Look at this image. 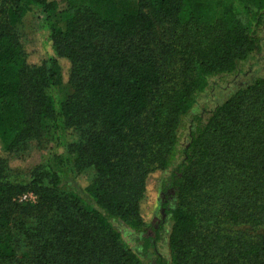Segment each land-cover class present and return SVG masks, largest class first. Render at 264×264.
Returning a JSON list of instances; mask_svg holds the SVG:
<instances>
[{"label":"trees","instance_id":"16d2710c","mask_svg":"<svg viewBox=\"0 0 264 264\" xmlns=\"http://www.w3.org/2000/svg\"><path fill=\"white\" fill-rule=\"evenodd\" d=\"M117 1L69 0L63 27L57 0H0V260L264 264V77L205 121L196 115L168 171L184 118L211 79L260 53L264 0ZM31 12L45 15L38 63L16 30ZM64 84L73 93L58 109ZM44 119L78 131L69 144L76 171L92 174L80 193L67 187L61 137L45 135ZM51 142L48 157L19 178L9 157ZM155 172L167 176L158 212H148ZM30 191L37 203L18 201ZM165 235L168 258L157 252Z\"/></svg>","mask_w":264,"mask_h":264},{"label":"rangeland","instance_id":"374dc122","mask_svg":"<svg viewBox=\"0 0 264 264\" xmlns=\"http://www.w3.org/2000/svg\"><path fill=\"white\" fill-rule=\"evenodd\" d=\"M58 6L56 12L62 15V26L64 27L65 15L64 12L68 9L69 0H57ZM120 7H136V0H118ZM45 21V15L40 13H28L21 23L16 25V30L19 32L22 40V44L26 49L28 60L31 63H38L42 56L43 50V36L38 32L37 27H43ZM37 29V30H35ZM158 31L163 33V28L159 27ZM257 37L261 39L262 49L260 53H253L246 61L242 62L238 69L230 74L214 76L205 92H203L193 106L189 114L184 118L183 124L179 131L180 145L179 150L176 153L174 161L171 165L169 172L173 166L177 165L182 158V147L189 141L188 130L194 117L199 114H204V121L209 117L213 110L227 98H229L235 91L253 83L256 79L264 77V17L260 24V27L256 30ZM68 68L69 64L65 63L64 68ZM73 87L70 84H64L58 86L55 90V106L60 108L61 103L66 102L72 95ZM64 118V117H63ZM63 118L59 120L61 127H64ZM65 119V118H64ZM44 133L48 138L57 139L61 137L62 147L59 150L63 158V162L68 170L69 178L73 182L69 188L77 189L86 187L91 180L92 174L89 171L86 174H79L76 171V154L70 151V142L76 141L79 137L78 131L74 129H59L54 119H44ZM202 125V124H201ZM200 125V126H201ZM54 143L42 144L38 146L33 144L27 151L21 152L18 155L10 156V162L14 168L20 170L19 178L26 179L29 177L32 167L40 162H43L47 157L50 149ZM159 172L152 173L147 180V187L145 198L143 201V207L148 212H155L159 210V199L162 192L161 178H166L167 174H158ZM19 202L23 203H37L38 196L34 192H27L26 194L18 198ZM150 220V217H149ZM148 220V221H149ZM170 218L166 224V232L170 231ZM124 241L129 244V231L130 229L125 225L119 227ZM131 233V232H130ZM133 233V232H132ZM134 234V233H133ZM167 235L164 236L162 241L157 243V252L161 254L162 258L169 257V250L167 247ZM147 259H143V263H147ZM0 264H12L8 261L0 260Z\"/></svg>","mask_w":264,"mask_h":264}]
</instances>
